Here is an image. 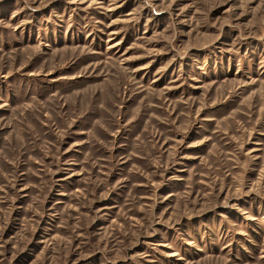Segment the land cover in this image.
<instances>
[{
	"label": "rangeland",
	"instance_id": "1",
	"mask_svg": "<svg viewBox=\"0 0 264 264\" xmlns=\"http://www.w3.org/2000/svg\"><path fill=\"white\" fill-rule=\"evenodd\" d=\"M0 264H264V0H0Z\"/></svg>",
	"mask_w": 264,
	"mask_h": 264
}]
</instances>
